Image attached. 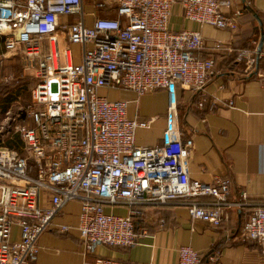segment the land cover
<instances>
[{"label": "built area", "instance_id": "built-area-1", "mask_svg": "<svg viewBox=\"0 0 264 264\" xmlns=\"http://www.w3.org/2000/svg\"><path fill=\"white\" fill-rule=\"evenodd\" d=\"M232 3L115 0L112 6L108 0H94L89 25L85 0H0L4 47L37 77L24 121L14 125L10 112L0 119V264L36 261L44 232L71 229L54 220L72 201L80 202L77 229L87 252L99 243L130 247L147 235L146 228L139 235L136 226L144 207L187 204L192 220L220 227L230 209L250 205L246 192L239 199L230 197V179L191 177L194 140L185 136L177 111L179 86L198 95L203 111L233 106L234 101L223 97L224 84L218 86L220 93L206 89L217 74L216 61L201 55L205 39L200 31L172 29L174 6L200 25L237 30L240 13L227 11ZM109 10L115 14L101 15ZM76 14L79 21L60 20ZM73 44L83 51L81 61L70 64L63 49ZM254 51L243 49L238 59L253 67ZM101 88L131 90L138 96L165 89L169 103L161 143L137 144V129L151 122L130 118L128 101L110 100L100 95ZM116 206L126 207L127 213L108 210ZM15 226L19 240L12 239ZM241 238L255 241L264 255V205L249 212ZM94 263L138 264L109 258ZM179 264H202L201 256L192 246H181ZM207 264H221L220 251L209 254Z\"/></svg>", "mask_w": 264, "mask_h": 264}, {"label": "crops", "instance_id": "crops-1", "mask_svg": "<svg viewBox=\"0 0 264 264\" xmlns=\"http://www.w3.org/2000/svg\"><path fill=\"white\" fill-rule=\"evenodd\" d=\"M93 2L85 0L84 4L89 25L94 21L90 15L94 11ZM108 2L114 6L115 0ZM227 11L240 13L237 30L200 25L185 19L180 5L174 6L172 29L176 32L200 31L205 39L201 55L216 61L217 74L206 89L219 92L218 86L224 84L223 97L234 101L233 106L219 105L213 111H203L197 105L198 95L179 86L177 111L185 136L194 140L189 159L191 177L203 182L230 179V197L239 199L246 192L250 205L230 209L229 217L220 227L203 220H192L187 204L144 207V217L136 222V226L139 235L145 228L147 235L139 236L130 247L99 243L93 251L87 252L77 229L80 202L72 201L54 220L56 224L71 225V229L67 233H59L56 228L44 232L39 238L37 260L27 264H95L97 258L138 264H179V248L185 245L199 252L202 264H207L213 251H220L221 264H264V255L257 243L241 238L242 225L249 212L257 205H264V0H233ZM114 14L112 10L101 12V15ZM76 15L80 20L81 16ZM76 15L62 16L60 20L76 22ZM64 34V31H58L59 36ZM0 44L4 46L2 37ZM46 44L50 47L49 42ZM71 46L64 45L70 52V64L78 63L82 54H74ZM243 49L255 50L253 67H249L246 60L238 59ZM66 61L69 63L68 58ZM99 93L110 100L128 101L130 118L151 122L150 127L137 129V144L153 146L161 143L167 128L169 103L165 89L141 96L126 89L101 88ZM108 210L116 214L127 213L124 206ZM12 239H20L18 226L13 228Z\"/></svg>", "mask_w": 264, "mask_h": 264}, {"label": "rangeland", "instance_id": "rangeland-1", "mask_svg": "<svg viewBox=\"0 0 264 264\" xmlns=\"http://www.w3.org/2000/svg\"><path fill=\"white\" fill-rule=\"evenodd\" d=\"M75 17L76 21H78V15ZM70 49L74 54L82 53L83 46L80 44L75 46L73 44ZM36 83L35 71L25 68L19 55L8 52L0 44V119H4L7 116V112H10L14 125L23 122L26 117V110L32 105V90ZM11 97H16V100L7 111H4L3 106L7 103L8 98ZM16 145L20 147L21 143L19 140Z\"/></svg>", "mask_w": 264, "mask_h": 264}, {"label": "bare ground", "instance_id": "bare-ground-1", "mask_svg": "<svg viewBox=\"0 0 264 264\" xmlns=\"http://www.w3.org/2000/svg\"><path fill=\"white\" fill-rule=\"evenodd\" d=\"M53 52H54L55 61H56L57 60V54H56V49H55L54 44H53ZM63 58H64V60H67V58H68V61L70 63V52L68 50H65V48L63 49Z\"/></svg>", "mask_w": 264, "mask_h": 264}, {"label": "trees", "instance_id": "trees-1", "mask_svg": "<svg viewBox=\"0 0 264 264\" xmlns=\"http://www.w3.org/2000/svg\"><path fill=\"white\" fill-rule=\"evenodd\" d=\"M112 12L115 13L114 10H113ZM15 100H16V97L8 98L7 103L3 106V110H4V111H7L8 108L10 107V105H11Z\"/></svg>", "mask_w": 264, "mask_h": 264}, {"label": "water", "instance_id": "water-1", "mask_svg": "<svg viewBox=\"0 0 264 264\" xmlns=\"http://www.w3.org/2000/svg\"><path fill=\"white\" fill-rule=\"evenodd\" d=\"M259 50H261V49H259Z\"/></svg>", "mask_w": 264, "mask_h": 264}]
</instances>
